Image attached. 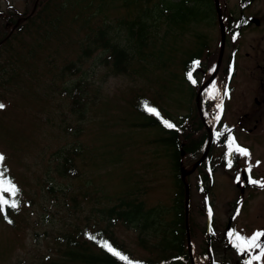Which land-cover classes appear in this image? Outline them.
Returning a JSON list of instances; mask_svg holds the SVG:
<instances>
[{
  "label": "rangeland",
  "instance_id": "1",
  "mask_svg": "<svg viewBox=\"0 0 264 264\" xmlns=\"http://www.w3.org/2000/svg\"><path fill=\"white\" fill-rule=\"evenodd\" d=\"M32 1L0 0V37L8 29L1 15L37 9ZM131 1L90 0L84 8L63 15L57 30L47 36L29 38L23 33L20 37L24 35L21 37L24 45L13 40L11 48L0 46V104L5 105L0 109V154L23 194L21 207L12 216L13 226L0 219V264H45L58 255L57 235L89 229L92 225L103 226L100 211L116 204L118 199H136L144 209L153 207L152 216L159 218L161 225H156L157 233L141 234L146 240L143 249L137 245L135 225L124 227L115 223L110 227L114 236L135 257L152 258L158 254L152 246L174 216L177 178L170 156L165 155L166 148L154 142L160 131L156 127L138 126L143 118L133 104L137 95H144L160 100L173 118L187 113L188 108L196 105L195 92L191 94L182 81L181 61L188 49L190 54L195 50V35L203 36L208 52L201 53L200 65L195 67L194 88L204 74L209 72V77L213 71L210 66L215 65L220 52V32L216 10L208 11L206 20L190 19L179 33L159 15L160 0L124 4ZM239 6V0H218L224 44L216 74L230 73L232 67L234 73L229 90L218 97L223 110L216 129L230 132L236 144L248 150L247 156L236 151L240 175L250 171L254 178L261 175L259 179L264 181V0H252L243 11ZM142 16L151 38L139 50L125 23ZM231 18L249 21L236 37L225 33V25ZM97 28H105L111 41L126 48L129 57L125 72L116 74L102 62L106 50L95 48L89 56L81 53L87 42L89 46L92 44L91 30ZM210 61L213 63L209 66ZM71 64L76 68L73 73L65 68ZM76 83L85 86L82 118L71 111L69 93L64 91ZM224 148L214 145L207 153L215 154ZM73 150L77 153L72 154ZM67 155L72 157L75 175L60 172ZM187 160L180 162L179 171L185 172L188 188L186 223L192 261L193 255L200 254V247L205 246L202 230L207 216L203 214L202 203L208 199L211 201L208 229L215 232L211 237L213 262L264 264V235L246 245L243 240L250 241L254 234L264 233V187L255 183L254 188H244L243 205L229 222L227 215L232 205L226 202L241 186V182L235 186L231 179L234 170L227 172L217 167L202 202L205 194L197 191V181L204 166L199 165L200 161L198 170L194 171L196 166L194 172L186 174L198 159L192 163L190 158ZM227 223L239 233L240 239L236 236L233 245L227 243L222 251L223 245L217 238ZM236 244L243 245L242 255ZM204 259L207 263L208 259Z\"/></svg>",
  "mask_w": 264,
  "mask_h": 264
},
{
  "label": "trees",
  "instance_id": "2",
  "mask_svg": "<svg viewBox=\"0 0 264 264\" xmlns=\"http://www.w3.org/2000/svg\"><path fill=\"white\" fill-rule=\"evenodd\" d=\"M131 2L124 3L125 5L131 4ZM252 0H239L240 10H245ZM34 9L22 13H8V15H1L5 22H7L6 34L0 37V46H8L11 48L13 40L18 41L20 45L21 37L27 35L29 38H37L47 36L51 31H56V26L61 21L63 15L69 11H77L83 6L87 5L90 0H33ZM162 2V8L159 10V15L165 19L168 26L181 33L184 30L185 25L191 22H197L198 20H206L208 17V11L215 12L213 0H177V2H169V0H160ZM84 8V7H83ZM82 11V9H81ZM9 16V17H8ZM227 19V18H226ZM126 28L128 29L130 36L134 38L135 46L139 50L146 47L151 36L148 33V23L145 18L137 17L135 20L126 22ZM249 25L248 19L231 18L225 25V33L232 37H236L241 32V29ZM93 36L90 38V46L87 44L82 48L81 53L84 56H89L95 48H101L106 50L105 57L102 62L105 65H109L114 73H122L126 71V61L128 60V52L125 47L119 45L116 42L111 41L106 36L105 28H97L91 30ZM21 37L20 35L23 34ZM17 34L19 38H16ZM196 48L190 54V49L187 51V56L181 61L182 69V81L187 85L191 94L196 93L202 82L207 79L209 72L204 74L203 79L197 83L193 88V80H195V67L200 65L201 53L207 50L206 41L201 35H195ZM198 62V63H197ZM213 62L210 61L209 66ZM214 67L212 64L210 68ZM69 70L76 71L74 66L69 65ZM231 72L217 73L213 78L212 83L202 87L200 92V113L204 124H206L212 131V141L209 148L214 145H224L223 154L218 152H208L202 159L199 165H203L204 169L198 176L197 191L203 194V200L207 197L208 187L211 185V177L217 167L220 170H234L236 171V164H227L226 147L227 141L223 140V136L227 137V140H232L230 132H219L216 127L221 123L217 119V106L222 104V94L229 90V80L234 73V68H230ZM208 70V69H207ZM191 73V78H189ZM215 82V83H214ZM82 84L76 83L70 89H64L69 93L71 111L77 113L79 118L83 115L82 99L85 97V90ZM213 87V89H210ZM217 88V89H216ZM217 90H220L217 94ZM194 93V94H195ZM136 102H134V109L142 116L143 121L139 124L141 128L156 127L160 131L158 138L154 139V142L162 144L165 149L166 157L171 158L173 173L177 178V192L174 195V203L172 209L174 210L173 218L167 222L164 226V230L159 240L152 247L157 249V256L155 257H135L131 251H129L125 245L119 241L110 227L119 222L124 227H135L137 236V245L140 248L146 247V240L141 234L149 235L150 232H159L156 225L160 223L159 218H154L152 213L153 207L143 208L142 202L138 200L127 201L125 199H118L116 204L107 207L100 211L102 219L105 221L103 226L92 225L89 229H76L71 232L62 233L56 236L55 244L58 255L54 258H50L45 261V264H189L188 253L186 249V234L184 224V188L179 178V165L182 161L194 162L202 154L206 141L207 132L204 128L202 121L199 118L196 105L193 108H188V112L179 115L177 118H173L163 108L160 100H152L144 95H137ZM188 103L190 96H188ZM147 103L149 107H154L159 116L149 113L145 110L144 105ZM190 105H188L189 107ZM164 121L175 125L174 128H168ZM212 124V126H211ZM215 126V129H214ZM221 135V136H220ZM220 136V137H219ZM225 141V142H224ZM224 143V144H223ZM77 153L76 150L72 151V154ZM236 154V150L234 152ZM238 157V155H236ZM235 161V160H234ZM188 163V162H187ZM186 163V164H187ZM198 166L194 171L198 170ZM60 172L63 174L75 175L73 169L72 157L67 155L63 157L60 165ZM193 171V172H194ZM207 183V186L204 184ZM14 185V189L11 187ZM0 200H6L7 203H0V219L3 223L13 226L12 216L16 214L17 210L21 207L23 202L22 190L18 188L8 170L6 169L3 161L0 162ZM15 203V207H13ZM203 214L207 216L209 213L210 200L203 202ZM239 206H232L230 213L227 215L229 222L233 221L236 215L239 213ZM188 214V213H187ZM189 218V216H187ZM188 220V219H187ZM210 224V222H209ZM135 225V226H134ZM211 226V225H210ZM189 231V223H187ZM211 229V228H210ZM190 232V231H189ZM232 235H229V233ZM207 233V234H206ZM214 231L206 232V225L202 230V235L205 238L203 241V247H200L201 253L197 256L193 255L194 264H217L212 260L214 245L211 241V237L214 236ZM238 235L228 223L221 232V237L217 238V242H221L223 247L222 251H225L228 245H233L234 239ZM221 238V240L219 239ZM210 239V242L208 240ZM107 242L116 251L126 256L127 260L120 259L119 256L113 252L108 251L103 244ZM209 243L210 252L206 250V243ZM228 243V245H227ZM249 243V240H248ZM229 246V247H230ZM242 249H239V254L242 255ZM48 257V256H46ZM208 259L205 263V259Z\"/></svg>",
  "mask_w": 264,
  "mask_h": 264
},
{
  "label": "water",
  "instance_id": "3",
  "mask_svg": "<svg viewBox=\"0 0 264 264\" xmlns=\"http://www.w3.org/2000/svg\"><path fill=\"white\" fill-rule=\"evenodd\" d=\"M214 1V8L216 10V14H217V20H218V27H219V32H220V38H219V55H218V58L215 62V66L213 68V71L212 73L210 74V76L205 80V82L197 89L196 93H195V103H196V108L198 110V115H199V118L200 120L202 121L204 127H205V130L207 132V141H206V145H205V148L203 150V153L202 155L200 156V158H198L197 162L191 166L190 170L186 173L188 174L189 172L193 171V169L197 166V164L202 161V159L205 157L208 149H209V146H210V143H211V139H212V132L211 130L205 126L203 120H202V117H201V114H200V111H199V106H198V98H199V94H200V91L202 89V87L204 85H207L209 84V82L213 79V77L215 76L216 74V71H217V68L219 66V63H220V59H221V53H222V49H223V44H224V29H223V24L221 22V15L219 14L218 12V0H213ZM219 113H220V110H219ZM185 175V172L183 170H180V174H179V178L183 184V187H184V224H185V234H186V248H187V253H188V256H189V259H190V264H193V261H192V257H191V251H190V244H189V235H188V229H187V223H186V220H187V212H186V206H187V202H188V188L185 184V181H184V176ZM246 176V171L242 172V179L245 178ZM207 251L209 250V245L207 243Z\"/></svg>",
  "mask_w": 264,
  "mask_h": 264
},
{
  "label": "flooded vegetation",
  "instance_id": "4",
  "mask_svg": "<svg viewBox=\"0 0 264 264\" xmlns=\"http://www.w3.org/2000/svg\"><path fill=\"white\" fill-rule=\"evenodd\" d=\"M226 139V141L228 142L227 143V145H226V147L228 148V150L225 152L226 153V155H227V164H231V165H233L234 163L236 164V171H234V174H232V176H231V179H233V182H234V185L236 186V183H238L239 181H240V176H239V173H238V170H239V168L241 167L240 166V162H239V159H238V157L236 156V155H238V153L237 154H235V153H233L234 152V146H237V142H236V140H235V137L234 136H232V139H233V143H231L230 144V142H232V140H227V137L226 136H223V140H225ZM223 146V145H222ZM235 160V161H234ZM245 166V165H244ZM243 166V167H244ZM249 170V169H248ZM227 171V170H226ZM228 172V171H227ZM228 174V173H227ZM249 175H250V180L248 179L247 181H245V180H243L242 179V181H241V186H240V188H242V189H240V188H236L234 191H233V197H232V199H230V201H228V202H226L227 203V205H232V206H239V207H241L242 205H243V197H244V195H243V190H244V188H254L256 185H254L253 183H251V181H257L258 183V187H260L261 186V188L262 187H264V181H262V180H260L259 178H260V176H258V178H254V176H253V174L249 171ZM264 176V175H263ZM249 182V183H248ZM250 184V185H249ZM205 185V184H204ZM238 187V186H237ZM246 198V197H245ZM247 199V198H246ZM210 203H211V201H210Z\"/></svg>",
  "mask_w": 264,
  "mask_h": 264
},
{
  "label": "snow or ice",
  "instance_id": "5",
  "mask_svg": "<svg viewBox=\"0 0 264 264\" xmlns=\"http://www.w3.org/2000/svg\"><path fill=\"white\" fill-rule=\"evenodd\" d=\"M197 63H198V62H197ZM188 75H189V78H191V73H189ZM4 107H5V105L0 104V109H2V108H4ZM144 107H145V110H146L147 112H149V113H153V114L159 116V112H158L154 107H149V106L147 105V103L144 105ZM218 118H219V117H217V119H218ZM164 123L166 124V126H167L168 128H174V127H175V125L169 123L168 121H164ZM233 142H234V141L230 142V144L233 143ZM235 150L241 152L242 154H244V155H246V156L249 155L248 150H247V149H244V148H242V147H240L239 145L236 146V149H235ZM4 159H5V158H4L3 154H0V162H2ZM251 183L255 184V183H258V182L253 180V181H251ZM11 187L14 189V185H12ZM0 203H7V201H6V200H0ZM12 206L15 207V206H16L15 203H13ZM229 235H232V233L230 232ZM261 235H264V233H256V234H254V236L251 238V240L249 241V243H253V242H255L256 238H257L258 236H261ZM237 239H240V237H237ZM103 246L106 247V248L108 249V251L113 252L115 255L119 256L120 259H122V260H127V259H128L126 256H123L121 253H119L118 251H116V250H115L110 244H108L107 242H105V243L103 244Z\"/></svg>",
  "mask_w": 264,
  "mask_h": 264
}]
</instances>
